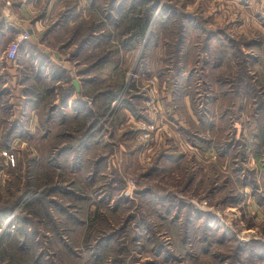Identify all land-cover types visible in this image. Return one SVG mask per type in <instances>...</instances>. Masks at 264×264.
Returning <instances> with one entry per match:
<instances>
[{
    "label": "rangeland",
    "instance_id": "1",
    "mask_svg": "<svg viewBox=\"0 0 264 264\" xmlns=\"http://www.w3.org/2000/svg\"><path fill=\"white\" fill-rule=\"evenodd\" d=\"M96 2L0 38V264H264V0Z\"/></svg>",
    "mask_w": 264,
    "mask_h": 264
},
{
    "label": "crops",
    "instance_id": "2",
    "mask_svg": "<svg viewBox=\"0 0 264 264\" xmlns=\"http://www.w3.org/2000/svg\"><path fill=\"white\" fill-rule=\"evenodd\" d=\"M8 1H10L11 4L9 7L6 5L5 0H0V38H10L11 41H13L18 35H28V40L24 43L25 45L23 44V47L31 44H36L34 42L35 40H37L35 37L36 34L41 35V38L44 37L45 28L41 25L42 23L45 24L47 22L52 8L54 9L55 2L59 0ZM93 1L95 12L97 11V0ZM61 10H65V8L63 6H59L58 12H60ZM76 89L79 90V84ZM71 101L72 97L68 100L69 104L71 103Z\"/></svg>",
    "mask_w": 264,
    "mask_h": 264
},
{
    "label": "trees",
    "instance_id": "3",
    "mask_svg": "<svg viewBox=\"0 0 264 264\" xmlns=\"http://www.w3.org/2000/svg\"><path fill=\"white\" fill-rule=\"evenodd\" d=\"M115 2H114V0H113V3H112V5L114 4ZM154 11V6H152V7H149V13H150V15L149 16H147V20L146 21H148V19L151 17V15H152V12ZM144 29V28H143ZM140 30V29H139ZM141 30H142V28H141ZM142 33V32H141ZM85 43H88L87 41H85V42H83V44H85ZM82 48H83V46H82ZM257 127H256V129H257V131L255 132V134H254V137H255V145H254V147H253V151L252 152H254V154H256V157H257V159L259 160V159H261V161H263V159H264V125L263 124H261V126L260 125H256ZM239 148V147H238ZM240 154L242 155V157L244 158V160H246V157H247V151H245L244 149L242 150L241 149V152H240ZM263 167H264V163L263 164H261ZM250 178L248 179V177H247V182L246 183H248V185L252 188V190L254 191L255 189H257V188H260V185H259V183L257 182V179H256V176L255 175H250L249 176ZM238 180H241V177L240 176H238V178H237ZM198 213H200V212H198ZM5 215H7V213H6V211H0V217H1V219H3V217L5 216ZM199 215V214H198ZM198 215H197V217H198ZM200 216V215H199ZM201 216H206V215H203L202 213H201ZM190 219H188L187 221H189ZM208 220V224L210 225V219H207ZM212 220V219H211Z\"/></svg>",
    "mask_w": 264,
    "mask_h": 264
},
{
    "label": "built area",
    "instance_id": "4",
    "mask_svg": "<svg viewBox=\"0 0 264 264\" xmlns=\"http://www.w3.org/2000/svg\"><path fill=\"white\" fill-rule=\"evenodd\" d=\"M7 4H9V2H7ZM28 35H23L21 38H19L18 41L13 42L9 45V47L7 48L6 51V58L8 61L10 62H16L18 60V55H19V51H20V44L23 40H27L28 39ZM6 156L9 155L6 154Z\"/></svg>",
    "mask_w": 264,
    "mask_h": 264
},
{
    "label": "water",
    "instance_id": "5",
    "mask_svg": "<svg viewBox=\"0 0 264 264\" xmlns=\"http://www.w3.org/2000/svg\"><path fill=\"white\" fill-rule=\"evenodd\" d=\"M75 85H76V87H78V83L77 82H75Z\"/></svg>",
    "mask_w": 264,
    "mask_h": 264
}]
</instances>
